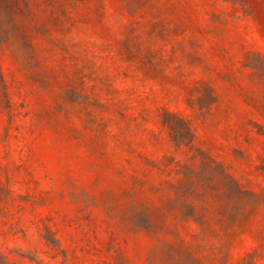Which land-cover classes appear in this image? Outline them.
<instances>
[{
  "label": "rangeland",
  "instance_id": "obj_1",
  "mask_svg": "<svg viewBox=\"0 0 264 264\" xmlns=\"http://www.w3.org/2000/svg\"><path fill=\"white\" fill-rule=\"evenodd\" d=\"M0 264H264V0H0Z\"/></svg>",
  "mask_w": 264,
  "mask_h": 264
}]
</instances>
